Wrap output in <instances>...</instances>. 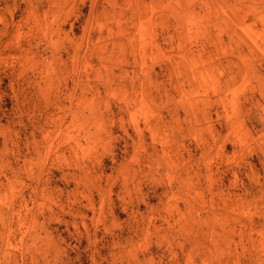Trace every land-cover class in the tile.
I'll list each match as a JSON object with an SVG mask.
<instances>
[{
    "label": "rangeland",
    "instance_id": "1",
    "mask_svg": "<svg viewBox=\"0 0 264 264\" xmlns=\"http://www.w3.org/2000/svg\"><path fill=\"white\" fill-rule=\"evenodd\" d=\"M0 264H264V0H0Z\"/></svg>",
    "mask_w": 264,
    "mask_h": 264
}]
</instances>
